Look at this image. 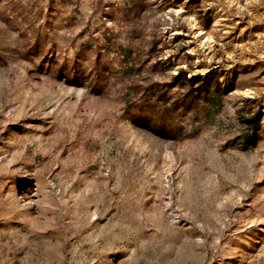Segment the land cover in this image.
Wrapping results in <instances>:
<instances>
[{"label":"rangeland","instance_id":"rangeland-1","mask_svg":"<svg viewBox=\"0 0 264 264\" xmlns=\"http://www.w3.org/2000/svg\"><path fill=\"white\" fill-rule=\"evenodd\" d=\"M0 264H264V0H0Z\"/></svg>","mask_w":264,"mask_h":264}]
</instances>
